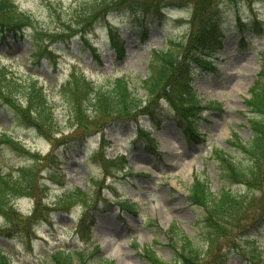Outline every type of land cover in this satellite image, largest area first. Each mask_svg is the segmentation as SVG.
<instances>
[{
	"label": "rangeland",
	"instance_id": "rangeland-1",
	"mask_svg": "<svg viewBox=\"0 0 264 264\" xmlns=\"http://www.w3.org/2000/svg\"><path fill=\"white\" fill-rule=\"evenodd\" d=\"M77 1L81 0H14L20 8L35 14L43 27H50L53 31L58 25L55 8L67 10ZM183 15L182 12L170 11L162 23L145 16L116 14L102 18L87 40L95 52H91L87 42H80L81 37L68 43L52 44V48L45 52L46 43L36 51L29 31L24 39L11 36L1 39L0 36V62L13 65L20 71L34 72L40 77L49 93L55 96L59 122L67 132H72L70 125H66L69 121L68 105L57 92L67 79L70 68L75 66L88 78L100 82L108 75L127 76L132 88L143 96L145 91L140 83L148 74L150 52L164 49L168 39L180 36L190 28L186 21L178 23L177 18ZM238 17L248 22L244 35L235 27L234 21ZM219 22V34L226 35L224 42L207 46L206 52L199 54V58L214 59L215 70L202 71L194 63L190 72L197 95L202 105H206L203 115L197 116L195 121L200 126L198 132L206 134L205 142L195 144L188 141L177 121L172 119L174 112L162 102L160 112L157 111L160 114L156 117L162 118L160 126L156 119L146 116L139 124L109 125L105 153L109 157L125 155L129 169L113 173L106 183L100 184L104 173L94 155L99 149L101 135H92L84 140L78 132L76 139L63 138L53 155L58 160L42 165L43 179L48 185L46 202L52 204L56 201L64 186L62 184L77 186L89 193L95 191L97 197L101 192L106 200L100 201L89 212V217H96L93 237L90 236L92 243L83 241L76 230L83 208L77 207L70 214L52 212L46 222H40L29 233L15 232L10 238L0 237V246L9 252L14 264H42L48 252L59 246L92 251L95 245H100L101 250L90 264H94L97 258L109 259L116 264H148L144 257L145 249H151L162 259L170 261L172 251L168 230L173 223L202 243L201 238L207 232L202 211L188 201L189 188L196 175L205 178L214 191L221 184L239 192L247 189L246 185L224 177L216 150L232 153L241 162L249 160L248 154L233 147L231 141L235 135L244 143L252 138L249 118L253 114L246 100L264 68V2L250 4L240 0L224 4ZM232 23L233 27L225 31ZM111 31L118 33L124 42L126 55L122 59L112 42ZM256 32H262V35ZM7 44L13 48L7 49ZM141 127L144 128L142 136L139 134ZM149 130L158 142L155 148L149 144ZM5 131L33 152H41L42 156L53 150V146L40 138L34 129L18 121L10 107L0 104V137ZM27 157L30 158L0 142V159H6L9 165H31L32 161ZM58 166L61 168L60 176L53 173ZM261 186L263 190L258 188L253 192L252 207H256L257 213L243 222V230L248 227L246 234L222 240L226 250H230L226 264H246L254 247L264 250V220H260L264 215V181ZM118 198L132 200L135 203L132 212L118 207ZM15 206L23 214L30 215L34 201L20 198L15 201ZM256 224L259 225L256 227ZM6 226L0 217V229ZM236 232L240 234V230Z\"/></svg>",
	"mask_w": 264,
	"mask_h": 264
},
{
	"label": "trees",
	"instance_id": "trees-1",
	"mask_svg": "<svg viewBox=\"0 0 264 264\" xmlns=\"http://www.w3.org/2000/svg\"><path fill=\"white\" fill-rule=\"evenodd\" d=\"M239 0H82L67 10L56 9L57 29L43 27L38 17L28 10L19 7L13 0H0V32L20 33L22 37L30 30L36 44V51L45 45V52L52 44L68 43L73 36L84 39L95 24L109 14L145 16L163 22L166 10L184 8L190 15V28L184 35L170 39L168 48L154 50L148 64V75L140 85L145 90L139 96L136 89L131 88V80L127 76H105L102 81L88 78L75 66L70 68L67 79L59 86L58 94L65 100L69 108L70 125L68 132L56 117L57 104L55 96L50 94L41 78L34 72L20 71L13 65L0 62V104L10 107L18 121L27 128L34 129L39 136L53 146L51 154L42 156L32 152L18 138L8 132L0 137V142L10 146L14 152L27 154L33 162L31 165L12 166L4 158L0 159V215L8 224L6 230H0V237L10 236L13 231L30 230V227L44 217L46 209L43 201L46 188L40 180V164L54 161V149L63 138L76 139L78 132L87 137L101 133L111 122L139 121L142 115L153 119L159 116L160 100L163 98L177 114V120L190 135H197L193 123V115L202 109V103L194 89L186 79L189 68V56L192 48H196L208 38H218L221 24V5ZM253 2L256 0H245ZM264 2V0H257ZM237 23L242 24L238 19ZM113 43L117 46L120 57L125 48L120 42L118 33L111 31ZM204 40V41H203ZM203 41V42H202ZM57 94V93H56ZM57 94V95H58ZM250 111L255 117L250 119L253 130L251 140L244 144L235 137L233 146L247 153L249 160L241 162L233 154L216 150L220 171L225 178L236 183L245 184L252 189L263 190L264 181V81L251 90V99L247 101ZM159 119V118H158ZM156 119V120H158ZM61 135V136H60ZM150 142L154 141L149 138ZM102 147L104 142H101ZM103 150V149H102ZM100 163L105 170V177L117 169L118 162L127 165L125 158L109 159L98 150ZM59 175V170L53 172ZM221 174V175H222ZM101 184V181L99 182ZM226 183V182H225ZM96 192L87 193L79 187L69 186L58 195L56 209L70 212L75 206L84 207L77 225L78 231L85 241H90L95 216L89 217V211L99 204ZM26 196L35 200L32 215L25 216L13 205V201ZM254 199L251 189L245 193L235 191L221 184L217 192L211 189L209 182L197 175L189 193L192 204L202 210L203 222L207 229L201 244L193 241L177 224H172L169 233V247L172 250V261L161 260L153 251L145 250V258L150 264H214L226 259L227 247L222 240L233 236L240 237L245 233L243 222L256 215V207H252ZM121 206L130 209L132 203L118 199ZM48 209V208H47ZM264 220V215L260 218ZM240 230V234L236 232ZM245 231V232H244ZM242 232V233H241ZM237 246V244L235 243ZM100 246L93 251L88 249H70L59 247L48 252L42 264H90ZM258 264H264L263 253L258 251L253 256ZM0 264H14L10 254L0 247ZM94 264H115L109 259L97 258Z\"/></svg>",
	"mask_w": 264,
	"mask_h": 264
}]
</instances>
